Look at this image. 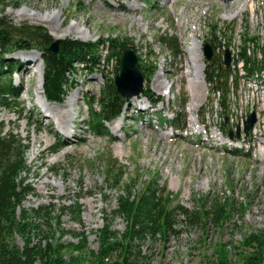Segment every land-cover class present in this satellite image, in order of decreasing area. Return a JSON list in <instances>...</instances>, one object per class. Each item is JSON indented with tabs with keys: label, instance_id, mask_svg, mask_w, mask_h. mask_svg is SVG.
Wrapping results in <instances>:
<instances>
[{
	"label": "rangeland",
	"instance_id": "obj_1",
	"mask_svg": "<svg viewBox=\"0 0 264 264\" xmlns=\"http://www.w3.org/2000/svg\"><path fill=\"white\" fill-rule=\"evenodd\" d=\"M182 1L209 5L214 11L213 19L227 6L244 2ZM8 4L3 14L15 24L42 25L52 37L55 32L71 28L60 39L98 42L94 62L77 63L74 73L68 76L70 86L63 101L57 104L66 102L71 94L76 97L72 117L60 122L37 100L36 84L43 71L39 52L27 50L11 55L20 63L12 79L14 84L21 86L22 92L15 107L0 110V121L29 144L26 179L34 191L23 201V206L53 205L59 211L80 197L83 208L78 221L74 220L71 211L64 209L61 212L59 221L66 233L61 235L55 224L52 229L42 224V236L54 231L57 241L68 244L78 243L77 233L83 232L87 250L96 251L98 229L104 222H110L119 233L125 231L126 222L111 211L115 209L119 189L109 192L103 186L104 165L109 159L114 166L122 167L121 181L129 183L132 192L141 184L155 180L171 201L172 230L165 238L159 234L146 237L138 245L141 257L136 264H205L216 256L219 244L227 249L231 264H238L237 257L245 251L240 245L242 239L251 232L264 229V158L257 160L246 154L236 156L216 147H203L197 139L181 138L170 131L172 128L166 118L173 119L175 112L188 117V105L184 101L166 105L157 103L146 112L139 111L145 104L139 97L128 101L117 119L118 130L112 129L117 121L104 123L112 137L93 134L88 126L90 104L94 101L92 105L98 109L95 99L119 71L116 57L105 56L108 48L105 40L128 38L129 46L144 41L142 36L152 33L161 17L170 16L166 6H162L164 1L8 0ZM174 6L177 8L179 2ZM261 6L264 7V0H261ZM24 8L30 13L49 15V22L17 16ZM73 26L84 30L88 37H79ZM31 53H35L36 61L31 60ZM186 121L190 123L191 119L186 118ZM57 142L65 143V147L55 154L50 153L49 149ZM228 201H231L230 217L221 228L206 216L203 220L196 218L201 211L210 212L215 204L225 205ZM15 243L22 246L18 235H15ZM63 252L66 259L71 255L79 256L71 249L65 248Z\"/></svg>",
	"mask_w": 264,
	"mask_h": 264
},
{
	"label": "trees",
	"instance_id": "obj_2",
	"mask_svg": "<svg viewBox=\"0 0 264 264\" xmlns=\"http://www.w3.org/2000/svg\"><path fill=\"white\" fill-rule=\"evenodd\" d=\"M9 6L8 0H0V110H11L16 106L22 88L13 83V75L19 69L20 63L12 54L18 51L36 50L39 52L43 64L42 95L48 102L60 103L63 101L70 83L69 74L74 73L77 63H93L97 56L98 42H86L75 38H63L58 41L57 52L49 49L53 37L46 27L27 22L15 24L3 13ZM128 38L111 37L106 39L107 58L116 57L119 70L120 49L129 47ZM104 41V40H103ZM175 44L176 39L168 40ZM100 42V41H99ZM205 78L222 92L226 90L228 69L219 65V58L212 57L206 64ZM138 68L147 80L152 73V67L138 64ZM148 94L147 90H143ZM127 100L115 91L112 80L101 90V95L95 99L98 109L90 104L88 126L93 134L109 136L104 123L111 122L122 113ZM182 112L176 117L167 120V123L176 128L185 124ZM114 139V137H113ZM65 147V143L57 142L49 149L50 153H57ZM29 144L12 129H6L0 121V264H136L141 257L137 249L146 237L153 238L160 235L166 237L172 230L170 199L163 187L155 180L140 185L132 192L129 183H122L120 171L122 167L114 166L113 161L106 159L104 165L105 191L119 189L116 197V206L111 210L113 215L122 218L126 223L123 233L111 227L110 222H104L98 229V249L87 250V240L83 232L77 233L78 243L64 244L54 236H42V224L52 229L57 226L58 232L66 233L60 223V214L66 209L73 213L74 220L82 215L80 197L73 199L71 205L57 211L53 205H40L26 208L23 201L32 195L33 187L27 182ZM232 155L246 154L240 150L230 151ZM248 155V154H246ZM230 203L215 204L208 211H201L196 218L203 220L206 216L216 227L221 228L223 222L230 217ZM184 210V209H183ZM15 235L21 239L22 246L15 243ZM37 237V240H33ZM245 251L240 252L238 264H264V229L251 232L242 239L241 244ZM217 254L205 264H231L228 252L224 245H217ZM71 249L79 256L65 258L64 249ZM137 249V251H135ZM84 254V255H82ZM83 258V260H82Z\"/></svg>",
	"mask_w": 264,
	"mask_h": 264
},
{
	"label": "built area",
	"instance_id": "obj_3",
	"mask_svg": "<svg viewBox=\"0 0 264 264\" xmlns=\"http://www.w3.org/2000/svg\"><path fill=\"white\" fill-rule=\"evenodd\" d=\"M163 1L162 6H166L170 16L161 17L155 30L132 46L139 62L153 67L148 82L153 98H159L157 103L165 105L187 101V118L191 121L180 131L183 136L192 138L195 134L198 143L205 147L251 150L254 158L263 159L264 7L261 0H244L227 6L215 19L209 5L181 0L175 12L173 5L178 0ZM170 38H176V47L168 41ZM205 43L211 45L220 61L223 51H230V72L224 94L204 78ZM222 96L224 106L220 103ZM147 100L145 95L140 96L139 101ZM251 113L255 115V123L244 134L243 125ZM237 128L239 138H228L227 132L235 133Z\"/></svg>",
	"mask_w": 264,
	"mask_h": 264
},
{
	"label": "water",
	"instance_id": "obj_4",
	"mask_svg": "<svg viewBox=\"0 0 264 264\" xmlns=\"http://www.w3.org/2000/svg\"><path fill=\"white\" fill-rule=\"evenodd\" d=\"M53 41L49 44V49L53 52H57L59 38L53 37ZM120 69L119 72L114 76L113 84L116 93H118L122 98L130 100L137 97L139 92L144 89V78L141 74L137 65V56L131 48L120 49ZM203 56L205 60H210L213 52L209 44H205L203 47ZM230 62V52L226 50L223 55V64L228 67ZM226 121V118H225ZM255 122L254 113L248 114L247 119L244 122L243 131L248 132L250 127ZM228 136L232 138V131L228 133ZM239 136V130H237L235 137Z\"/></svg>",
	"mask_w": 264,
	"mask_h": 264
},
{
	"label": "bare ground",
	"instance_id": "obj_5",
	"mask_svg": "<svg viewBox=\"0 0 264 264\" xmlns=\"http://www.w3.org/2000/svg\"><path fill=\"white\" fill-rule=\"evenodd\" d=\"M55 15H58L57 13ZM17 16L19 17H27V18H31L32 20H38L40 22L43 23H48L49 22V15L45 14H39V13H30V11L26 8L20 10L17 12ZM75 30V33L81 37V38H87L88 36L86 35L85 31L82 30L79 27L73 26ZM71 28H69L66 31H59V32H55L56 34H54L55 38H62L64 36H66L67 33H69L68 31H70ZM73 29V28H72ZM31 60L32 61H36L37 57L35 55V53H31ZM36 95H37V100L38 102L41 104V106L44 108L45 111H47L49 113V115L51 114V116L57 121L60 122L61 119L63 120L64 118L66 119V117H72V110H73V103L75 100V95L71 94L66 98V102H64L63 104H57V103H49L43 96H42V74L40 73L39 78H38V84H36ZM55 121V122H56ZM119 121H117V123L115 122V124L112 125V129L115 132V130H118L119 128Z\"/></svg>",
	"mask_w": 264,
	"mask_h": 264
}]
</instances>
